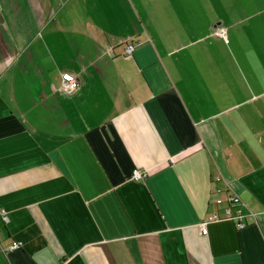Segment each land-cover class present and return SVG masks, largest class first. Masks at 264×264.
Listing matches in <instances>:
<instances>
[{"label": "crops", "instance_id": "obj_1", "mask_svg": "<svg viewBox=\"0 0 264 264\" xmlns=\"http://www.w3.org/2000/svg\"><path fill=\"white\" fill-rule=\"evenodd\" d=\"M0 210V264H264V0H0Z\"/></svg>", "mask_w": 264, "mask_h": 264}, {"label": "built area", "instance_id": "obj_2", "mask_svg": "<svg viewBox=\"0 0 264 264\" xmlns=\"http://www.w3.org/2000/svg\"><path fill=\"white\" fill-rule=\"evenodd\" d=\"M217 34L221 37L225 36V29H218ZM136 45H127L125 48V54L131 55L135 49ZM78 87V82L75 81V78L70 74L62 75V84L61 91L63 93H72ZM145 178V175L142 174L139 170H133L131 175V180L134 182H140ZM220 179L215 178V181L218 182ZM214 194L217 195L214 200L216 206H221L223 208L222 215L212 214L208 218L204 219L198 224L199 234L201 236L207 235V226L210 223L220 222L227 220L232 222L235 227L240 230L245 228L247 224V219L254 217L251 213H246L243 211V202L236 195L229 194L227 190H215ZM0 220L6 221L4 211L0 210ZM21 248V244L14 242L7 248V251H14Z\"/></svg>", "mask_w": 264, "mask_h": 264}]
</instances>
